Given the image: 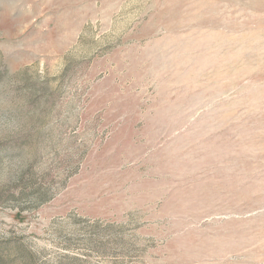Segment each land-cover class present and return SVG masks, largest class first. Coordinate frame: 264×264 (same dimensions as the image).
<instances>
[{
  "label": "rangeland",
  "instance_id": "obj_1",
  "mask_svg": "<svg viewBox=\"0 0 264 264\" xmlns=\"http://www.w3.org/2000/svg\"><path fill=\"white\" fill-rule=\"evenodd\" d=\"M0 264H264V0H0Z\"/></svg>",
  "mask_w": 264,
  "mask_h": 264
}]
</instances>
